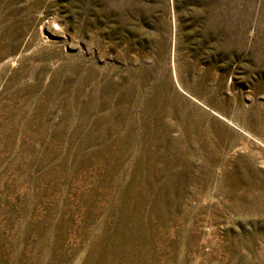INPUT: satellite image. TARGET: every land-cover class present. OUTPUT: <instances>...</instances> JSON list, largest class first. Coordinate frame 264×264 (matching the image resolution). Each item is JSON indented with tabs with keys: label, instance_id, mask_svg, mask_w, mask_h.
<instances>
[{
	"label": "rangeland",
	"instance_id": "obj_1",
	"mask_svg": "<svg viewBox=\"0 0 264 264\" xmlns=\"http://www.w3.org/2000/svg\"><path fill=\"white\" fill-rule=\"evenodd\" d=\"M0 264H264V0H0Z\"/></svg>",
	"mask_w": 264,
	"mask_h": 264
}]
</instances>
